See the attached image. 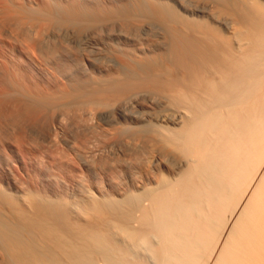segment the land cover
I'll return each mask as SVG.
<instances>
[{"label": "bare ground", "instance_id": "obj_1", "mask_svg": "<svg viewBox=\"0 0 264 264\" xmlns=\"http://www.w3.org/2000/svg\"><path fill=\"white\" fill-rule=\"evenodd\" d=\"M0 264H264V0H0Z\"/></svg>", "mask_w": 264, "mask_h": 264}, {"label": "rangeland", "instance_id": "obj_2", "mask_svg": "<svg viewBox=\"0 0 264 264\" xmlns=\"http://www.w3.org/2000/svg\"><path fill=\"white\" fill-rule=\"evenodd\" d=\"M115 163L117 162V161H114Z\"/></svg>", "mask_w": 264, "mask_h": 264}]
</instances>
